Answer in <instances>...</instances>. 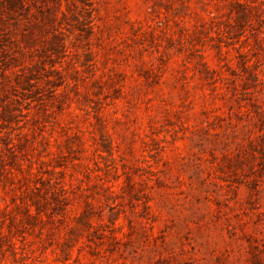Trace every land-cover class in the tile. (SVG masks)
<instances>
[{"label":"rangeland","instance_id":"rangeland-1","mask_svg":"<svg viewBox=\"0 0 264 264\" xmlns=\"http://www.w3.org/2000/svg\"><path fill=\"white\" fill-rule=\"evenodd\" d=\"M0 264H264V0H0Z\"/></svg>","mask_w":264,"mask_h":264}]
</instances>
